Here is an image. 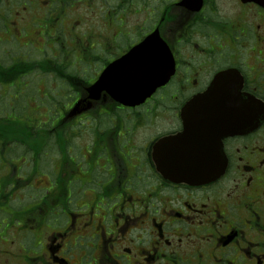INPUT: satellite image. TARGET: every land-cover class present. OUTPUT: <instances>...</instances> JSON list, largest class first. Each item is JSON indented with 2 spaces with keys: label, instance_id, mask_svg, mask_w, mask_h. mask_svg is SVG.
Instances as JSON below:
<instances>
[{
  "label": "flooded vegetation",
  "instance_id": "flooded-vegetation-1",
  "mask_svg": "<svg viewBox=\"0 0 264 264\" xmlns=\"http://www.w3.org/2000/svg\"><path fill=\"white\" fill-rule=\"evenodd\" d=\"M154 32L152 96L91 90ZM0 264H264V0H0Z\"/></svg>",
  "mask_w": 264,
  "mask_h": 264
},
{
  "label": "water",
  "instance_id": "water-1",
  "mask_svg": "<svg viewBox=\"0 0 264 264\" xmlns=\"http://www.w3.org/2000/svg\"><path fill=\"white\" fill-rule=\"evenodd\" d=\"M150 41V38L148 39V41L147 42H149ZM151 41H154L153 39L151 40ZM129 68V67H128ZM138 68V73H137V76H139L142 72H143V70H144V66H138L137 67ZM154 79H155V84H156V82H157V79H156V75H154ZM128 81L130 82V83H133V77L131 76V77H128ZM155 88V87H154ZM141 90L142 91H144L143 93H141V95L139 96V95H129V96H124V95H116V98L117 99H119L120 101H122V102H127V103H129V104H132V103H134V102H138L139 100H142L143 98H145V96L147 95V93H148V91H149V89H147L146 90V88L144 87V88H141ZM146 90V91H145ZM131 102V103H130ZM193 179H195V180H203L202 178H199V177H193Z\"/></svg>",
  "mask_w": 264,
  "mask_h": 264
},
{
  "label": "rangeland",
  "instance_id": "rangeland-1",
  "mask_svg": "<svg viewBox=\"0 0 264 264\" xmlns=\"http://www.w3.org/2000/svg\"><path fill=\"white\" fill-rule=\"evenodd\" d=\"M14 120H17L18 118H22V119H29V118H33L34 115L33 114H29V112H26L24 115L22 116H16V115H10Z\"/></svg>",
  "mask_w": 264,
  "mask_h": 264
}]
</instances>
